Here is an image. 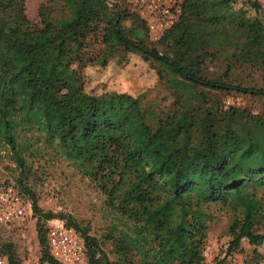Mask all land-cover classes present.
I'll use <instances>...</instances> for the list:
<instances>
[{
	"label": "trees",
	"instance_id": "obj_1",
	"mask_svg": "<svg viewBox=\"0 0 264 264\" xmlns=\"http://www.w3.org/2000/svg\"><path fill=\"white\" fill-rule=\"evenodd\" d=\"M112 1L45 0L32 23L25 0H0V146L21 170L34 144L52 146L131 223L107 237L109 261L85 230L42 213L23 187L38 264H60L46 245L45 225L55 218L82 238L86 264H201L210 207L228 213L225 256L241 242L264 245L262 123L209 94L264 98V87L231 79L245 67L264 83V9L258 0H200L189 12L181 0L176 22L152 41L145 21L124 0ZM126 53L154 66L174 98L171 110H156L140 94L86 90V66ZM2 255L17 264L10 244L0 246Z\"/></svg>",
	"mask_w": 264,
	"mask_h": 264
},
{
	"label": "rangeland",
	"instance_id": "obj_2",
	"mask_svg": "<svg viewBox=\"0 0 264 264\" xmlns=\"http://www.w3.org/2000/svg\"><path fill=\"white\" fill-rule=\"evenodd\" d=\"M244 1L246 0H237L238 4ZM107 2L109 6L113 4L112 0ZM180 2L181 0H124L123 6L129 14L141 18L144 9L155 3L163 5L170 13L175 11L174 15L178 18ZM258 2L264 9V0ZM41 5L50 4L45 3V0H25V14L32 23H38L37 12ZM201 6L200 0L187 2L189 12L199 11ZM55 11L56 15L60 14L58 5ZM123 26H131L129 20L124 21ZM158 51L162 52L160 49ZM209 69L215 73L221 71L219 68ZM81 76L86 90L94 94L115 92L132 97L140 94L143 102L154 104L156 110L172 109L174 98L170 90L157 78L154 66L145 62L137 53H126L112 58L105 67L88 65L82 70ZM231 79L244 86L264 87L260 73L245 67L236 69ZM209 94L223 109L233 106L257 116L262 123L264 135V98L234 92ZM9 156L10 153L0 146V187L12 186L16 191L19 190L22 199L30 204L29 195L23 189L25 187L35 198L42 213L50 212L69 217L79 229L85 230L87 236L96 241L99 250L109 261L115 259L113 244L107 237L115 236L119 230L128 231L131 223L108 205L105 196L92 181L84 177L52 146L41 141L34 144L32 150L25 154L23 170L18 168ZM208 213L210 220L207 223L201 264H214L215 259L221 260L224 257L223 264H264V245L251 248L246 242H241L225 256L230 240L227 234L228 213L218 207H210ZM27 215L22 223L0 226V246L11 245L17 264H38L40 249L34 231L35 219L31 205L30 214ZM255 254L263 257V260H256ZM0 258L4 264H8L6 256L2 255ZM80 264H86L85 257Z\"/></svg>",
	"mask_w": 264,
	"mask_h": 264
},
{
	"label": "built area",
	"instance_id": "obj_3",
	"mask_svg": "<svg viewBox=\"0 0 264 264\" xmlns=\"http://www.w3.org/2000/svg\"><path fill=\"white\" fill-rule=\"evenodd\" d=\"M155 3L144 9L141 18L145 21L150 39L156 41L172 26L177 16ZM30 214V204L12 186L0 187V226L19 224ZM46 245L48 254L60 264H80L85 257L82 238L63 221L52 219L46 223ZM0 264L4 261L0 259Z\"/></svg>",
	"mask_w": 264,
	"mask_h": 264
},
{
	"label": "water",
	"instance_id": "obj_4",
	"mask_svg": "<svg viewBox=\"0 0 264 264\" xmlns=\"http://www.w3.org/2000/svg\"><path fill=\"white\" fill-rule=\"evenodd\" d=\"M106 2H107V0H106ZM107 4H108V2H107ZM112 5H110V7H111Z\"/></svg>",
	"mask_w": 264,
	"mask_h": 264
}]
</instances>
